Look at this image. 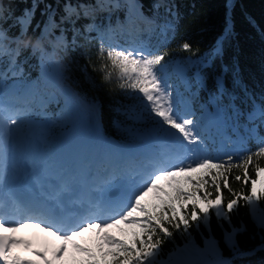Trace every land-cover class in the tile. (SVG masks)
Segmentation results:
<instances>
[{"label":"snow or ice","instance_id":"1","mask_svg":"<svg viewBox=\"0 0 264 264\" xmlns=\"http://www.w3.org/2000/svg\"><path fill=\"white\" fill-rule=\"evenodd\" d=\"M37 6L34 4L33 9ZM122 7L120 0H109L106 5L103 0L99 3L77 0L76 4L66 0L64 15L59 21L55 19L54 11L49 12L48 22L37 37L39 48L29 44L15 49L11 46L12 42L19 45L27 35L24 23H31L33 10H25L24 15L17 18L19 35L10 37L9 29L0 27V57L11 58L9 69L0 74V264H185L174 259L171 253L167 260L160 259L165 241L172 238L174 231L188 233L193 223L197 227L201 223L209 226L213 212L218 219H229L240 201L251 208L257 226L264 228V211L258 217L255 215L259 201L264 200V165L259 163L264 159V136L259 138L255 151L238 155L235 161L233 155L221 160L208 154V137L200 120L186 103L181 111L179 105L182 102L168 83L165 75L167 53L153 50L144 42L128 46L109 44L107 50L101 42L97 54L102 61L100 71L105 81H110L115 74L118 88L138 94L133 97L135 104L117 111L131 121H151L152 132L162 137L157 150L134 168L105 167L95 176L90 175L87 196L76 195L78 183L75 177L66 179L50 175L44 169V162L37 163L33 157L17 151L23 127L30 122L33 109L29 106L30 101H25L21 108L17 106L18 98L6 96L8 71L12 76L24 75L23 67L17 61L30 47V55L39 53L42 60L48 51L41 43L43 40L57 42L50 45L53 53L58 45L66 49L64 24L72 25V43L75 44V35L80 34L75 27L77 20L90 18L93 23L85 25L84 31H99L94 23V13ZM141 7L137 0H131L127 11H137ZM153 7L158 9L160 4ZM5 12L0 3V19H7ZM139 15L143 16V12ZM130 19L126 14L120 26ZM57 29L59 36L55 35ZM108 30L112 31L111 25ZM181 47L191 51L188 43ZM221 51L218 46L215 54L219 55ZM192 63L195 65L197 61ZM60 75L63 78V73ZM38 83L39 78L27 81L29 89ZM217 86L218 96L213 99L229 96L228 107L237 116L243 115L234 103L238 97L228 93L219 79ZM92 103L95 105L96 102ZM247 118L250 122L260 120L264 123V96L260 102L252 98ZM250 167L254 177L249 175ZM233 170L242 173L232 177L242 182L240 191L233 190L230 185L229 176ZM18 185L28 195H18ZM30 185H34L38 193H34ZM247 185L250 188L245 193L243 187ZM212 189L215 198H212ZM223 189L233 196L226 204ZM66 203L78 205L81 210L69 211ZM28 228L38 230L32 238L21 234ZM93 230L95 242L90 246L82 234ZM236 231L225 233V241L230 247L235 244ZM206 249L215 253L216 241H206ZM20 250L30 251L31 256L21 255Z\"/></svg>","mask_w":264,"mask_h":264},{"label":"trees","instance_id":"2","mask_svg":"<svg viewBox=\"0 0 264 264\" xmlns=\"http://www.w3.org/2000/svg\"><path fill=\"white\" fill-rule=\"evenodd\" d=\"M65 2L66 0H0L7 17L0 19V27L9 29L10 37L19 35L17 18L22 17L25 10L31 9L34 12L31 23H24V27L28 29L27 35L19 45L12 42V48H23L25 44L39 48L37 37L48 22L49 12L54 11L55 19L59 21L64 15ZM71 2L76 4L77 0ZM95 2L99 3L100 0ZM130 2L131 0H120L124 7L118 10L96 11L94 23L99 31H84L85 25L93 23L92 19L77 20L75 27L80 30V34L75 35V44L72 43V25L64 24L63 28L67 29L64 38L68 41L66 49L58 45L53 53L50 45L57 42L43 40L41 43L48 51L42 60L39 53L36 56L30 55V47L23 51L17 61L23 67L24 75L12 76L11 71H8V81L16 80L21 90H28L25 101H30L29 106L33 109L29 120L40 117L41 110L48 117L49 128L45 131L38 129L41 140H48L50 145L57 141L64 129L60 127L62 122L57 115L62 116L65 124H69L68 107L71 103L79 115L94 120L106 138L119 144H138L147 138H162L152 132L151 121H131L117 111L123 106L135 104L133 97L138 94H130L128 90L118 88L119 81L115 74L110 81H105L100 71L102 61L97 54L100 43H104L106 50L109 44H116L106 39L104 32L111 25L112 30L119 33L120 22L128 14L127 4ZM137 2L142 7L133 11L132 30L118 40L133 39L134 42L128 40V43L144 42L150 44L153 50L166 52L165 75L168 83L176 96L179 95L190 104L196 118L207 109L219 112L222 135L212 130L204 133L208 137V154L221 160L226 159L227 155H233L235 161L238 155H246L249 150L255 151L259 146V138L264 136V123L260 120L250 122L247 113L251 110L252 98L255 97L260 102V98L264 96V0ZM103 3L106 5L109 0H103ZM156 3L160 4L158 9L153 7ZM34 4L38 6L33 9ZM139 12H143V16ZM59 34L60 30L57 29L55 35ZM183 43H188L191 51L183 50ZM218 46L222 51L216 55ZM10 59L8 56L0 57V74L9 69ZM192 61L197 63L194 65ZM106 62L105 60L104 63ZM42 67L54 76L60 88H66L65 94L42 74ZM60 73H63V78ZM37 78L38 85L29 89L27 81H36ZM218 79L228 93H234L238 97L234 103L243 115L237 116L228 107L229 96L213 99L218 96ZM51 93H54L55 100L50 97ZM92 101L96 102L95 105ZM26 126L27 123L23 127V133L29 134ZM253 126L256 127L255 137L249 131ZM31 139L29 135V147L35 143ZM221 140L224 141L222 148L219 147ZM259 163L264 165V159ZM241 174L239 170H233L229 176L230 185L235 191L241 190L242 182H237L232 177ZM249 175L254 177L251 167ZM249 188L250 185L244 186L243 191L247 193ZM212 191V198H215L214 189ZM222 191L226 204L233 196L227 189ZM262 211L264 200L259 201L255 215L258 217ZM233 229L237 230L235 244L230 247L225 241V233H232ZM211 239L216 241L215 253L206 249V241ZM170 253L174 254V259L178 258L185 264H214L217 261L221 264H264V228L257 226L251 208L240 201V206L229 214V219H218L213 212L207 227L203 223L199 227L193 223L188 233L174 231L172 238L163 244L160 259L167 260Z\"/></svg>","mask_w":264,"mask_h":264},{"label":"rangeland","instance_id":"3","mask_svg":"<svg viewBox=\"0 0 264 264\" xmlns=\"http://www.w3.org/2000/svg\"><path fill=\"white\" fill-rule=\"evenodd\" d=\"M9 87L7 90L17 91V84L12 82L8 84ZM25 91H22L21 94H24ZM23 96V95H22ZM183 111V108H181ZM73 117H75V113L71 110L70 112ZM201 128L203 131H207L212 129L216 132L218 131L217 122L213 120L212 114L210 112H205L200 118ZM39 125V122H35L31 128ZM81 122L75 119L71 125L65 130L64 135L61 137L59 142L52 148L50 153H47V149H38L32 153L31 155H25L23 150L25 151V146H23V142L21 140L18 141L17 151L22 153L25 156L33 157L37 163L44 162L45 170L51 175L52 173L56 174V176L65 177V176H74L76 172L82 171L84 174L90 175V172H87L85 169V165L83 162L86 160L92 161L93 159L99 158L101 156H109L115 157V146L112 142H106L103 145L104 151L97 152L93 149L91 141L83 140L84 136L81 133ZM43 127V126H41ZM93 128V126H92ZM34 134V133H33ZM160 146V145H159ZM158 146V148H159ZM154 150L151 146H143L141 148L132 149V154H141L144 152H148ZM26 152V151H25ZM27 153V152H26ZM75 160V161H74ZM79 179H84L80 175ZM77 179V177H75ZM32 228L24 229L22 233L28 234ZM114 231V230H113ZM114 234L115 231H114ZM84 241H89L90 246L95 242V234L94 230L92 232H85L82 234ZM21 251V250H20ZM24 252V251H23ZM26 253H30V251H25ZM24 252V253H25Z\"/></svg>","mask_w":264,"mask_h":264},{"label":"bare ground","instance_id":"4","mask_svg":"<svg viewBox=\"0 0 264 264\" xmlns=\"http://www.w3.org/2000/svg\"><path fill=\"white\" fill-rule=\"evenodd\" d=\"M216 121V120H215ZM38 230H36V229H32L31 231H29V233L28 234H25V233H21L22 235H24L25 237H27V238H32V236H33V233H35V232H37ZM21 254V253H20ZM22 255V254H21ZM31 256V255H30Z\"/></svg>","mask_w":264,"mask_h":264}]
</instances>
